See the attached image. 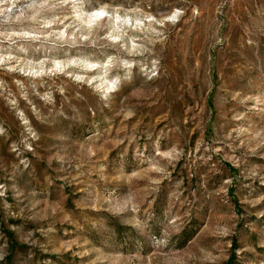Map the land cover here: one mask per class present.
I'll list each match as a JSON object with an SVG mask.
<instances>
[{"label":"rangeland","instance_id":"rangeland-1","mask_svg":"<svg viewBox=\"0 0 264 264\" xmlns=\"http://www.w3.org/2000/svg\"><path fill=\"white\" fill-rule=\"evenodd\" d=\"M0 264H264V0H0Z\"/></svg>","mask_w":264,"mask_h":264}]
</instances>
